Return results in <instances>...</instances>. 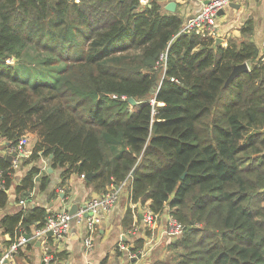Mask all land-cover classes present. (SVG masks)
Masks as SVG:
<instances>
[{
	"label": "trees",
	"instance_id": "trees-1",
	"mask_svg": "<svg viewBox=\"0 0 264 264\" xmlns=\"http://www.w3.org/2000/svg\"><path fill=\"white\" fill-rule=\"evenodd\" d=\"M182 28L154 0H0V133H34L29 158L62 175L130 179L134 200L168 206L185 225L169 264H264V62L252 42ZM40 170L15 187L23 200ZM23 212L3 220L12 236L48 215Z\"/></svg>",
	"mask_w": 264,
	"mask_h": 264
},
{
	"label": "crops",
	"instance_id": "crops-1",
	"mask_svg": "<svg viewBox=\"0 0 264 264\" xmlns=\"http://www.w3.org/2000/svg\"><path fill=\"white\" fill-rule=\"evenodd\" d=\"M149 1V0H148ZM165 10L169 2H175L173 13L180 16L184 26L200 11L208 0H154ZM233 3L235 6H233ZM170 12V11H168ZM182 28V30H183ZM197 33V32H196ZM206 33V32H205ZM199 34H204L201 30ZM208 35L215 39L221 37L219 44L225 46L229 40L237 42H252L259 49L258 58L264 62V0H234L226 5L218 14L213 31ZM250 67V64H248ZM28 148L33 152L37 141L34 133H27ZM10 143L0 133V158L11 155ZM8 161L12 162V159ZM37 165L41 168L35 178V186L30 198L22 199L15 191L20 179ZM49 159L25 158L16 169L13 183L8 190V200L0 204V254L6 252L18 238L24 241L12 253L7 264H46L43 258V244L35 231L39 221L29 224V231L19 226L12 236L4 225L6 216L19 211L43 210L49 213L52 210L76 204L77 207L91 197L110 188H96L85 176L72 172L62 175V168L56 167L49 171ZM125 182V183H124ZM45 184L42 187V184ZM131 180H124L120 186V197L115 206L108 212L102 213V221L93 232V248L87 250L84 239L88 234L85 224L73 222L70 232L60 240L50 238V249L54 255V264H169L174 253L169 247L172 238L163 237L162 230L167 217L172 214L169 207L157 213L155 223L149 227L144 223L143 212L151 208L150 199L145 201L134 200L130 188ZM47 216V215H46ZM20 225V223H19ZM30 234V238H25ZM40 241V244H38ZM125 246L122 247V246Z\"/></svg>",
	"mask_w": 264,
	"mask_h": 264
},
{
	"label": "built area",
	"instance_id": "built-area-1",
	"mask_svg": "<svg viewBox=\"0 0 264 264\" xmlns=\"http://www.w3.org/2000/svg\"><path fill=\"white\" fill-rule=\"evenodd\" d=\"M234 0H208L203 4L200 11L184 26L183 31H195L200 33H211L215 24L218 12L226 5ZM144 3H148V0H144ZM161 59L164 61L166 55H163ZM174 78H172L173 80ZM154 102V99H151ZM29 138L27 134L20 136L17 141L9 146V152L12 157L11 168L16 170L21 162L31 155V150L28 148ZM4 170L0 169V188L5 186ZM85 177V174H81ZM125 183V182H124ZM120 197V186L111 184L110 188L102 193L89 198L84 205L78 207L77 211L73 214L70 213V208L61 207L52 210L46 216L43 225L37 227L35 231V237H38L42 244L44 255L43 258L46 264H54V255L50 249V238L48 232H51V237L57 240L63 239L71 230L73 222L78 224H85L88 234L84 239V245L87 250L93 248V232L96 226L102 221V213L110 211L118 202ZM157 213L151 208H148L143 212V220L146 225L151 227L156 219ZM185 225L173 214L167 217V221L162 230L163 237L174 238L181 235L184 231ZM24 241V238H18L11 244L10 248L0 254V264H7L9 258L12 257L18 246ZM122 247L125 248L123 245Z\"/></svg>",
	"mask_w": 264,
	"mask_h": 264
},
{
	"label": "water",
	"instance_id": "water-1",
	"mask_svg": "<svg viewBox=\"0 0 264 264\" xmlns=\"http://www.w3.org/2000/svg\"><path fill=\"white\" fill-rule=\"evenodd\" d=\"M142 3H144V0H142ZM231 4H232L233 6H235L233 3H231ZM175 6H176V3H175V2H169V3L166 5V9H167L168 11H170V12H173V11L175 10ZM222 10H223V9H221V10L218 12V14L221 13ZM221 40H222L221 37L216 38V43L219 44ZM248 69H249V65H248L247 62H243V63H239V64L234 65V67H233V69H232V71H231V73H230V75H229V77H228V79H227V81H226V85H228V84H229L234 78H236L241 72L246 71V70H248ZM129 101H130L131 103H136V100H135L133 97H130V98H129ZM50 156H52V155H50ZM12 157H13V155H10V156L8 157V159L11 160ZM51 170H52V167H49V171H51ZM93 175H94V173L90 172V173L86 174L85 176H86L88 179H91V178L93 177ZM77 209H78L77 205L74 204V205H72V206L70 207V210H69V211H70L71 214H73V213H75V212L77 211ZM48 235H51V232H48ZM30 237H31L30 234H26V235H25V238H30ZM38 244H40V241H38Z\"/></svg>",
	"mask_w": 264,
	"mask_h": 264
},
{
	"label": "rangeland",
	"instance_id": "rangeland-1",
	"mask_svg": "<svg viewBox=\"0 0 264 264\" xmlns=\"http://www.w3.org/2000/svg\"><path fill=\"white\" fill-rule=\"evenodd\" d=\"M205 121H206V119H205ZM204 121V122H205ZM253 150H250V152H252ZM260 205H262V206H264V200L261 202V204ZM175 256V255H174Z\"/></svg>",
	"mask_w": 264,
	"mask_h": 264
}]
</instances>
